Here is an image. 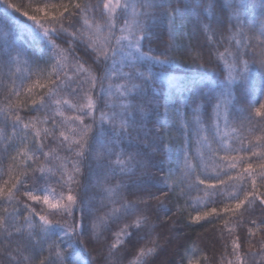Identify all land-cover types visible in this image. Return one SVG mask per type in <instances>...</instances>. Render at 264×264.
<instances>
[{
	"label": "snow or ice",
	"instance_id": "obj_1",
	"mask_svg": "<svg viewBox=\"0 0 264 264\" xmlns=\"http://www.w3.org/2000/svg\"><path fill=\"white\" fill-rule=\"evenodd\" d=\"M0 3L6 6V12L12 9L20 13L25 7L23 3L17 5L10 0H0ZM192 6L197 9L196 16L190 19L194 32L200 36L211 32L212 36H205L203 45L197 44L188 52H197L200 59L207 57V63L213 62L215 54L214 70L218 71L219 84L177 98L176 113L177 118L181 112L187 117L189 109L197 113L201 107L205 109L208 114L207 131L217 147L213 148L207 137L201 143L207 147L209 158L215 164V174H209L204 165L202 172L192 180L193 173L201 165L193 167L189 163L191 144L185 147L181 143L184 171L179 178H175V174L165 175L160 182L167 186V181L175 178L169 190L176 196V206L180 205L183 197H188L185 203H190L191 192L199 191L201 185L213 190L206 195L216 197L210 199L209 204L223 203L224 194L216 191V183L236 187L237 194L231 198L236 200L234 208L239 209L249 196L253 200L256 198L257 177L264 182V89L259 100L243 101L249 84L250 64H258L264 70V39L257 46L255 33L249 37L245 31L243 13L247 7L246 0H226V3H220V0H192ZM185 7L179 3L174 7L172 0H137L136 3L107 0L102 7L100 4L59 0L35 6L29 4L27 8L33 14L30 15L28 10L21 13L31 21L27 27L32 29L34 26L42 38L45 53L43 60L38 58L34 62L36 70L30 68L26 76H17L12 70L10 54L7 59L0 57V180H3V186H0V264H81L78 237L94 232L98 219L92 206L96 195H88L89 188L99 187L101 175L115 177L118 172L134 175L136 169L146 166L144 159L149 157V151L162 152L173 143L167 137L169 123H175L171 117L153 131L160 117L170 113L171 108L167 95L160 98L149 95L158 75L151 69L155 64L175 61L173 53L181 46L172 43V39L176 34L177 20L189 21V16L184 15ZM129 8L132 9L131 17L128 16ZM205 9L211 13L210 19L203 16ZM89 12L98 13L102 23L94 20L89 24L85 19L86 30L83 26L78 28L80 17ZM233 15L235 23H232ZM165 20L168 39L164 38L163 29H159L153 40L149 36L153 29L151 22L163 23ZM120 22L123 26L117 28ZM261 23H264V15ZM232 33L240 37L235 45L229 40ZM222 41L226 45L224 52H220L218 47ZM253 47L259 48L258 56L249 53L248 49ZM80 50L87 60L76 55ZM226 53L231 57L230 62ZM19 55L17 52V57ZM219 60L225 61L222 70ZM66 96L76 100L70 105L76 115L67 118L61 110L70 104ZM108 97H113L115 102L109 103ZM146 104L151 108H146ZM237 106L239 112L246 115L233 122L230 118ZM221 109L225 128L234 123L239 132L247 131V137L237 135L233 144L228 143V133L221 134L220 131ZM94 110L99 111L98 118ZM148 112L156 117L153 129L147 127V123L151 122L146 120ZM213 115L215 124L212 122ZM38 125L49 126L40 128ZM141 131L143 138L139 135ZM237 142L239 146H234ZM62 152L68 155L62 156ZM220 152L223 155H218ZM204 159L201 154L200 161ZM5 160L9 161L6 170ZM18 160H22L23 164H19ZM85 169L96 183L83 185L76 191L73 185L80 184L77 177L84 175ZM233 172L235 175L231 174ZM5 175L9 179L4 180ZM201 175L204 178H200ZM248 181H251V192L247 189ZM178 186L181 189L179 192ZM121 189L127 192L129 199L112 200L113 204H120L119 208L112 209V216L116 221L125 223L120 231L128 236L127 243L131 247L123 250L120 261L127 260L128 264H172L160 258L163 249L160 252H155L153 248L141 249L136 260L131 259L139 242L153 230L145 215L150 211V205L144 197H159L150 187L135 180L125 182L121 179L116 188L105 191L119 197ZM157 191L163 192L164 189ZM238 193H243L244 199H239ZM18 196L22 198L18 199ZM233 210L228 205L222 209L225 213ZM216 212L217 208L211 207L210 211L198 213L194 219L202 220ZM260 223L264 224V219ZM241 247L242 244L234 243L233 252ZM251 247L245 256L251 257L252 264H257V257L258 264H264V244L255 253L250 251ZM145 256L153 258L142 259ZM237 259H240L239 255ZM186 264L201 262L188 260ZM229 264L232 262L229 261ZM242 264L245 262L242 261Z\"/></svg>",
	"mask_w": 264,
	"mask_h": 264
},
{
	"label": "trees",
	"instance_id": "obj_2",
	"mask_svg": "<svg viewBox=\"0 0 264 264\" xmlns=\"http://www.w3.org/2000/svg\"><path fill=\"white\" fill-rule=\"evenodd\" d=\"M10 2L17 5L23 3L25 7L21 9L20 13L13 12L12 9H8L6 12L4 11L6 6L0 3V57L7 59L10 54L12 58V70L16 72L17 76H26L30 68L33 71L36 70L34 62L38 58L43 60L45 49L43 47L44 42L34 29V26L32 29L27 27L31 25V21H28L21 13L24 10H28L30 15L33 14L31 9L27 8L29 4L35 6L40 3L59 2V0H10ZM64 2H67V0H64ZM77 2L89 5L100 4L102 7L106 0H73V3ZM178 3L186 5L184 15L189 16V21L182 22L179 19L177 20L176 34L172 39V43L181 47L179 51L173 53L175 56L174 62L164 65L155 64L152 67V72L158 75L149 92L150 96L157 98L167 95L171 112L162 115L154 129L153 122H156L155 115L152 112H148L146 116V120L151 121L147 123V127L153 129V131L159 129L161 123L169 121L170 117L175 120V123H169V131L167 133V137L171 138L173 143L167 145L162 152L149 151V157L144 159L146 166L136 169L134 175L119 172L115 177L112 175H108L107 177L101 175L99 177V187L95 189L89 188L88 195H93V193L96 195L92 206L98 219L96 220L94 232L88 236L78 237L80 244L78 259L81 264H89V262L91 264H128L127 260L121 262L119 259L123 254V250L131 247L127 243L128 236L120 231L125 227V223L116 221L115 217L112 216V209L119 208L120 204L119 202L113 204L111 201H126L129 197L123 189L120 190L122 195L119 197L115 193L109 195L105 191L108 188H116L121 179L125 182H130L131 180L140 181L142 184L150 187L156 197H159V199H153L148 196L144 197L146 203L150 205V211L146 212L145 215L148 216V224L153 230L147 238L139 242L137 249L131 257L133 260H136L139 256L141 249L147 250L153 248L155 252H160L163 249L160 258L167 259L172 264H186L187 260L200 261L201 264H229V261L232 264H242V261L245 264H252L251 257L245 256V253L249 252V246L252 245L250 251L255 253L259 250L261 244H264V224L260 223V220L264 219V203H262L264 201V182H261L258 177L255 188L256 198L253 200L249 196L239 209L234 208L236 200L231 198L232 195L237 194V188L222 186L215 181H209V183H216V191L223 192V203L209 204V200L216 197L214 195H206V192L212 193L213 190L207 189L205 185H201L199 191L193 190L191 192L190 203H185V200L189 198L183 197L180 200V205L176 206V196L169 190L175 183V178H179L184 171V152L181 148V143L185 147L189 143L191 144L189 163L193 167H196L197 164L201 165V167L196 168V172L191 177L192 180H195L197 174L202 172L204 165L207 166L209 174H215V164L209 158L208 149L201 141L207 137L212 147H217L215 143H212L207 131L208 114L203 107L199 109L198 113L192 112L189 109L190 114L187 117L181 112V115L177 118L175 104L177 98L196 92L200 88L207 90L212 85L219 84L218 71L214 70L216 68L215 54L213 62L207 63V57L200 59L197 52L193 51L191 54L188 52L189 48H195L197 44L203 45L205 36H212L211 32H206L204 36H200L194 32V25L190 22V19L196 16L197 9L192 6V0H172L174 7ZM220 3H226V0H220ZM246 3L247 7L243 13L244 20L246 21L245 31L249 37L253 35V32L255 33V45L258 46L260 40L264 39V36H261V33H264V23H261V17L264 15V0H246ZM203 16L210 19V11L205 9ZM85 19L88 20L89 24H92L94 20L96 23H102L98 13L93 14L89 12L80 17V24L77 25L78 28L83 26L86 30V26H84ZM235 22L236 17L233 15L232 23ZM151 23L153 29L149 33V36L153 40L156 39V33L159 29H163L164 38L168 39L166 20L163 23L156 21H152ZM46 26L50 27V25ZM201 27L203 28L204 26L201 25ZM249 27L251 30H249ZM213 39H218V37H213ZM239 39L240 37L235 33L229 36L232 45H235ZM225 46L222 41L218 45L219 51L224 52ZM229 50L231 51L232 48L229 47ZM248 51L250 54L259 55L258 47L250 48ZM17 52L20 53L19 57H17ZM76 55L81 57L82 60H87L82 50L77 51ZM225 55L230 62L231 57H228L227 53ZM218 62L222 70L225 61L219 60ZM84 66L89 67L88 64ZM226 75L227 72H225ZM248 80L249 84L244 93L243 101L259 100L260 92L264 89V70H261L258 64H250ZM19 83L20 81L17 80V84ZM38 91L39 89H37ZM65 98L70 99L67 96ZM107 99L109 103L115 102L113 97H108ZM75 102V99H70V104L61 109L64 112L65 118L76 115L75 111L70 107ZM100 106L103 107L102 102ZM145 107L151 108V105L146 104ZM238 108L239 106H237V109L232 110L233 115L230 120L233 122L239 121L242 115H246V113H240ZM104 111L107 112L108 109H104ZM161 111L164 110L161 109ZM94 113L98 118L100 115L99 111L94 110ZM221 115L223 118V111ZM57 119L60 118L58 117ZM257 119L259 118L257 117ZM197 120L200 121L199 124L196 123ZM214 121L215 116L213 115V124ZM48 126L38 125L37 127L43 128ZM230 127L231 133L228 136L230 144H233L237 135L248 136L247 131L241 133L236 130L234 123ZM139 135L143 138V131ZM161 139H165V137H161ZM165 143L167 144V140H165ZM245 145H247V139H245ZM234 146H239L238 142ZM60 154L62 156L68 155L63 152ZM201 154L205 157L203 162L200 161ZM218 155H223V152H220ZM233 155H236V153H233ZM69 159H74V157H69ZM124 159H127V157H124ZM8 163L9 161L5 160V170ZM18 163L23 164V161L18 160ZM93 168H95L94 163ZM177 169L180 171H177ZM70 170L71 166H69ZM173 174H175V178L167 181V186L160 182L165 175ZM231 174L235 175V172ZM200 178H204V176L201 175ZM7 179L9 177L5 175L4 180ZM77 179L80 181V184L73 185L76 191H79L83 185L96 183V180L89 176L87 169H85L84 175L78 176ZM0 186H3V180H0ZM157 189H164V191H157ZM247 189L249 192L252 191L251 181H248ZM57 190H59L58 186ZM180 190L178 186L177 192ZM166 197H170V199ZM238 197L239 199H244V194L238 193ZM21 198L18 196V199ZM131 199H135V197ZM225 205L232 207L234 210L227 213L223 212L222 209ZM211 207H216L217 212L202 220L197 221L194 219L198 213L210 211ZM56 219L61 218L57 217ZM77 219H79V214H77ZM128 233H131V229L128 230ZM234 243L242 244L241 249H237L235 253L233 252ZM237 255L240 256V259H237ZM152 258V256H145L142 259L151 260ZM258 261L259 258L257 257V264Z\"/></svg>",
	"mask_w": 264,
	"mask_h": 264
},
{
	"label": "rangeland",
	"instance_id": "obj_3",
	"mask_svg": "<svg viewBox=\"0 0 264 264\" xmlns=\"http://www.w3.org/2000/svg\"><path fill=\"white\" fill-rule=\"evenodd\" d=\"M106 2H107V0H106ZM112 2L115 3L116 0H112ZM124 2H125V0H121V3H124ZM127 2L128 3H136V0H127ZM131 14H132V9L129 8L128 9V16L131 17ZM122 26H123V23L122 22H120V23L117 24V28L122 27ZM119 34H120L119 31H117V35H119ZM222 111H223V109H221V112ZM219 123H220V131H221V134L228 133V136H229L230 133H231V127L225 128L222 115H221V119H220ZM214 124H215V121H214ZM228 136H227V141H228Z\"/></svg>",
	"mask_w": 264,
	"mask_h": 264
}]
</instances>
